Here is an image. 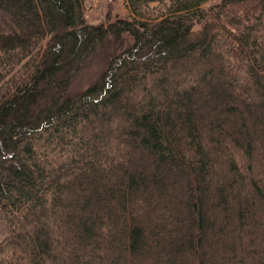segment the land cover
Returning a JSON list of instances; mask_svg holds the SVG:
<instances>
[{"label": "trees", "instance_id": "trees-1", "mask_svg": "<svg viewBox=\"0 0 264 264\" xmlns=\"http://www.w3.org/2000/svg\"><path fill=\"white\" fill-rule=\"evenodd\" d=\"M127 5L0 0V264H264V0Z\"/></svg>", "mask_w": 264, "mask_h": 264}, {"label": "rangeland", "instance_id": "rangeland-1", "mask_svg": "<svg viewBox=\"0 0 264 264\" xmlns=\"http://www.w3.org/2000/svg\"><path fill=\"white\" fill-rule=\"evenodd\" d=\"M84 5L85 17L91 22L102 20L109 13L110 15L124 17L129 10L127 0H84ZM152 5L159 6L156 2ZM130 42V36L125 34L120 42L113 45L114 51H111L109 47L106 49L104 46L97 47L73 79L69 91L77 92L86 87L105 69L113 52H117Z\"/></svg>", "mask_w": 264, "mask_h": 264}]
</instances>
